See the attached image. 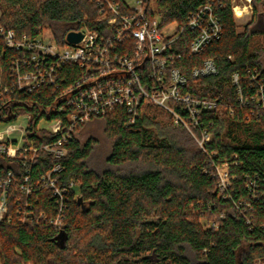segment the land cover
Here are the masks:
<instances>
[{
  "label": "trees",
  "instance_id": "trees-1",
  "mask_svg": "<svg viewBox=\"0 0 264 264\" xmlns=\"http://www.w3.org/2000/svg\"><path fill=\"white\" fill-rule=\"evenodd\" d=\"M129 13L125 0H110ZM214 0H158L155 12L163 24L183 26L190 15ZM217 1V0H216ZM151 1L147 12L154 15ZM217 14L223 35L201 55L190 56L195 33L186 30L176 44L178 66L188 74V91L215 101L217 109L205 111L194 125L182 106L171 102L188 125L158 106L143 105L134 124L124 108L81 125L64 147L66 157L54 159L42 150L60 135L38 127L42 119L61 115L49 110L57 96L81 77L68 67L60 74L58 89L43 87L32 94L15 88L13 60L18 52L0 38V122L21 115L32 120L25 140L39 148L31 164V179L39 181L56 164L58 185L79 184L70 193L61 229L51 220L57 214L55 198L41 189L26 197L20 189L24 166L19 159L0 155V181L12 173L7 189V215L0 221V264H257L264 263V107L252 98L264 81V41L251 42L249 28L264 14V0H253L251 24L239 32L232 0H218ZM0 27L18 37H35L48 28L62 44L68 33L96 24L98 6L90 0H0ZM101 26V27H100ZM212 58L217 74L199 77L190 71ZM259 71L260 80L252 82ZM241 77L243 102L232 77ZM8 88V92L5 91ZM102 123L108 152L94 158L101 142L80 134L88 124ZM209 134V142L203 139ZM198 139V140H197ZM227 171L228 195L219 194L218 169ZM4 189L0 187V202ZM34 223H20V206ZM24 209V208H23ZM26 210V209H25ZM248 219L250 223H248Z\"/></svg>",
  "mask_w": 264,
  "mask_h": 264
},
{
  "label": "built area",
  "instance_id": "built-area-1",
  "mask_svg": "<svg viewBox=\"0 0 264 264\" xmlns=\"http://www.w3.org/2000/svg\"><path fill=\"white\" fill-rule=\"evenodd\" d=\"M90 1L98 6L99 17L96 24L103 26L102 31L92 30L87 24L81 25L73 31L84 35L78 44L69 43L66 39L68 34L64 43L60 44L49 30L42 31L35 37H18L13 30L0 27V38L5 46L19 54L18 58L13 60L14 89L28 94L43 87L58 89L60 74L64 69L76 67L82 71L81 77L75 83L69 84L59 92L57 104L49 110L48 114L52 112L61 116L45 118L49 125L40 128L47 130L51 135H60L56 141L44 145L43 151L54 159L61 160L67 155L64 145L75 137L78 127L96 117H104L118 108L126 110L129 124L133 125L141 106H158L171 112L176 123H182L187 128L188 125L174 111L171 102L182 106L196 126H199L198 117L203 112L217 109L215 101L197 98L188 91L189 76L178 66L181 55L176 52L175 46L185 31L190 30L195 33V37L190 42L189 54L198 56L222 37L223 25L216 11L218 0L201 6L190 15L183 26L177 22L163 24L152 7L154 15L150 16L146 7L147 0H135V7L126 2L129 13H123L120 5L110 0ZM236 1L232 0L236 17L253 14L249 9L252 0H246L249 7L242 9L235 5ZM149 4L151 6V3ZM1 15L0 10V18ZM217 72L214 59L209 58L204 60L201 66L193 68L190 75L197 79L201 76L216 75ZM259 78L260 73L256 70L252 82L256 83ZM240 79V75L235 73L232 82L238 89L239 100L243 102ZM8 90L5 88L6 92ZM252 100L264 107L263 80L257 85L256 95ZM25 116L28 117V122L32 120L30 115ZM27 128L28 126H8L1 132L0 155L22 162L25 177L20 189L26 197H31L35 191L41 189L51 192L57 211L51 223L61 229L65 208L71 201L70 193L77 189L79 184L71 182L65 187L58 185L54 175L63 170L61 163L56 164L39 181H32L30 166L39 148L25 140ZM16 133L21 134L22 144L13 138ZM202 135V140L197 139L201 146L203 142H209L211 139L205 132ZM218 175L220 196L230 198L227 171L224 168L218 169ZM11 177L12 173L7 179L0 181V187L4 189L0 202V221L6 219L7 189L11 184ZM32 209L29 204L20 206L21 224L34 223L44 217L42 213L38 219L33 216L28 218L27 212Z\"/></svg>",
  "mask_w": 264,
  "mask_h": 264
},
{
  "label": "rangeland",
  "instance_id": "rangeland-1",
  "mask_svg": "<svg viewBox=\"0 0 264 264\" xmlns=\"http://www.w3.org/2000/svg\"><path fill=\"white\" fill-rule=\"evenodd\" d=\"M37 1H44V0H37ZM131 7H135L136 6V2L135 0H125ZM158 0H152L151 2V7L153 9H156V3ZM235 5H237L238 7H240L241 9L245 6L249 7V3L246 0H237ZM249 9L254 13V6H253V0L252 3L249 7ZM98 19V18H97ZM236 22L239 25V32H243L244 31V26L246 24H251L252 23V19H253V14L249 15V16H244V17H236ZM256 24V22L252 23L251 26L254 27V25ZM255 28V27H254ZM48 28H45L43 30L44 31H48ZM258 41H264V32H255L253 33L252 37H251V42L255 43ZM262 63L264 64V55L262 57ZM29 122H28V117L25 115H21L20 117H18L17 119L9 122V123H4V122H0V133L3 132L8 126H17V127H23L26 128L28 126ZM49 125L48 121L46 119H42L39 122L38 127L42 128V127H47ZM90 137H95L97 138L101 144L100 146L96 149L95 151V157L96 158L98 155L99 157V162H101L102 157L108 152V141L106 140V137L103 133V124L102 123H92V124H88L84 130L82 131V133L79 136V139L84 142L85 140H87ZM13 138H15L16 140H18V142L20 144H22V136L20 133H16L15 135H13ZM257 264H264L261 261H257Z\"/></svg>",
  "mask_w": 264,
  "mask_h": 264
},
{
  "label": "water",
  "instance_id": "water-1",
  "mask_svg": "<svg viewBox=\"0 0 264 264\" xmlns=\"http://www.w3.org/2000/svg\"><path fill=\"white\" fill-rule=\"evenodd\" d=\"M255 27V28H254ZM253 26H250L249 31L250 32H264V14H260L258 16V20L256 24ZM84 38V35L82 33H77V32H70L68 33L66 39L69 43L71 44H78L79 42L82 41Z\"/></svg>",
  "mask_w": 264,
  "mask_h": 264
}]
</instances>
